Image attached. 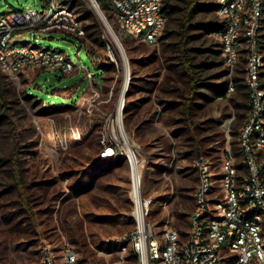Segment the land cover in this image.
Returning a JSON list of instances; mask_svg holds the SVG:
<instances>
[{
    "label": "rangeland",
    "instance_id": "rangeland-1",
    "mask_svg": "<svg viewBox=\"0 0 264 264\" xmlns=\"http://www.w3.org/2000/svg\"><path fill=\"white\" fill-rule=\"evenodd\" d=\"M102 1L129 62L122 113L130 144L139 147L144 165V195L152 199L148 220L159 234L175 228L186 237L197 187L195 159L201 152L220 179L228 137L236 146L248 112L236 108L247 104L246 89L217 99L213 87L226 81V67L216 42L201 32L193 46L212 52L197 54V62L213 65L202 73V79L209 78L207 88L192 92L174 52L175 39L147 45L118 24L111 0ZM66 5L85 30L94 22L101 26L103 47L87 36L81 41L63 32L37 39L16 33L13 43L63 52L76 69L69 75L42 71L17 78L0 71V264H41L44 246L57 256L72 247L84 264H135L129 242L134 229L129 168L118 155L101 159L125 83L124 63L117 59V66L104 57L106 43L115 42L90 2ZM9 8L41 10L44 0H0V15ZM78 68L95 75L97 85ZM28 89L45 102L27 98ZM49 104L68 108L40 116Z\"/></svg>",
    "mask_w": 264,
    "mask_h": 264
},
{
    "label": "built area",
    "instance_id": "built-area-1",
    "mask_svg": "<svg viewBox=\"0 0 264 264\" xmlns=\"http://www.w3.org/2000/svg\"><path fill=\"white\" fill-rule=\"evenodd\" d=\"M88 1L102 15L98 0ZM218 3L223 29L217 39L230 79L226 96L218 99L236 93L231 78L242 67L248 112L236 146L228 137L220 179L206 156L195 159L197 187L186 237L175 228L159 234L149 222L152 199L144 195L139 147L126 148L124 141L111 136L102 141L101 159L118 155L129 168L134 207V229L129 242L135 264H264V0ZM111 5L116 21L127 32L147 45L158 44L166 26L163 0H111ZM103 18L108 30L107 18ZM24 32L35 39L41 34L63 32L83 41L86 30L73 8L61 5L59 0H44L41 10L9 8L1 14L0 70L11 78L30 72L61 71L69 75L75 71L76 66L63 52L33 43H13L14 35ZM114 42L106 43L104 55L108 62L118 66L117 59L121 61L125 51L118 39ZM80 71H86V78L94 82L95 75L88 69L78 68ZM124 105L123 102L121 111ZM41 255V264H84L72 247L63 248L57 256L49 246H44Z\"/></svg>",
    "mask_w": 264,
    "mask_h": 264
},
{
    "label": "trees",
    "instance_id": "trees-1",
    "mask_svg": "<svg viewBox=\"0 0 264 264\" xmlns=\"http://www.w3.org/2000/svg\"><path fill=\"white\" fill-rule=\"evenodd\" d=\"M75 1L76 0H60V4L66 5L70 2L74 3ZM98 1L104 8L103 1ZM108 1L110 2V0ZM218 1L219 0H163V12L166 16V26L162 35L159 38V41L166 42L175 39L173 45L174 52L178 54L177 58L179 59L180 65L182 67L183 76L186 79V83L189 85L191 91L196 94H200L198 91L200 88H207L208 85L204 84V81L209 80V78L202 79V73L204 72V69L206 67L213 65V63H207L205 61L197 62V54L212 52L211 48L202 49L193 46L194 42L201 38V32L211 35L213 40L216 42L215 46L218 48L216 54L220 55L222 59L220 43L217 39L218 35L223 29V25L218 17ZM88 15L89 14H87V16ZM90 17L92 20L93 17L91 15ZM86 31L87 38L89 40L103 47V43L101 42V26L98 23H92L86 28ZM87 54L90 60L92 61L90 54ZM222 63L224 64L223 59ZM99 69H103V67ZM224 75L226 81L220 84L218 87H213V92L217 93V99L220 97H225L226 92L229 88L230 79L229 71L227 68L225 70ZM231 80L236 84V93L239 90L245 89L243 84L242 67H239L236 70V74L231 78ZM25 94L27 98L34 99L36 101V104H43L45 102L43 99H40L37 96L31 94V91H29V89L26 91ZM244 96L247 99V104L244 101L243 104H236V108H245L248 111L247 92L246 94H244ZM49 106L51 108H44L43 111L39 113L40 116H48L56 113H62L68 108L67 105L63 104H49ZM129 112L130 109L126 106L125 114L128 115ZM3 115L6 116L5 114ZM198 155H202V153L199 152ZM10 174L14 179L18 180V177L14 176L13 171H10ZM16 183L17 181L7 185L6 191L9 192L16 188Z\"/></svg>",
    "mask_w": 264,
    "mask_h": 264
},
{
    "label": "bare ground",
    "instance_id": "bare-ground-1",
    "mask_svg": "<svg viewBox=\"0 0 264 264\" xmlns=\"http://www.w3.org/2000/svg\"><path fill=\"white\" fill-rule=\"evenodd\" d=\"M97 5L100 7L99 2H97ZM100 11L102 12V15L106 17V15H105V13H104V11L102 10L101 7H100ZM107 23H108V32H109L110 36L114 40L117 41V37L115 35L114 30L112 29V26L110 25L111 23H109V21H108V18H107ZM122 60H123V63H124L123 65H124L125 83H124V87H123V90H122V93H121L119 105H117V108H116V117L114 118V120H111L110 126H112V124L114 123V125L112 127V130H111L112 137L113 138L115 137L117 139H120V140L124 141L125 147L131 149L133 146L130 144L127 131L124 129L125 127H124L123 113L121 111V105H122L124 99L126 98L125 96H126V92H127V89H128L129 82H130L129 81V79H130V75H129L130 74V67H129V62L127 60L126 54H124L123 57L121 56V61Z\"/></svg>",
    "mask_w": 264,
    "mask_h": 264
},
{
    "label": "water",
    "instance_id": "water-1",
    "mask_svg": "<svg viewBox=\"0 0 264 264\" xmlns=\"http://www.w3.org/2000/svg\"><path fill=\"white\" fill-rule=\"evenodd\" d=\"M95 10H96V8H95ZM96 13H97V15L99 16V18L101 19L103 25H104L105 27H107L106 21L104 20L103 16L99 13L98 10H96ZM129 81H130V79H129ZM123 102H124V101H123Z\"/></svg>",
    "mask_w": 264,
    "mask_h": 264
}]
</instances>
